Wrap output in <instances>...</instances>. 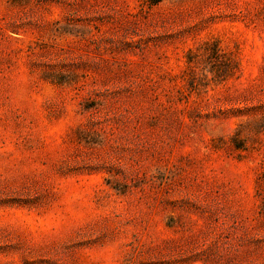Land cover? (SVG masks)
I'll list each match as a JSON object with an SVG mask.
<instances>
[{
  "label": "rangeland",
  "instance_id": "1",
  "mask_svg": "<svg viewBox=\"0 0 264 264\" xmlns=\"http://www.w3.org/2000/svg\"><path fill=\"white\" fill-rule=\"evenodd\" d=\"M0 264H264V0H0Z\"/></svg>",
  "mask_w": 264,
  "mask_h": 264
}]
</instances>
